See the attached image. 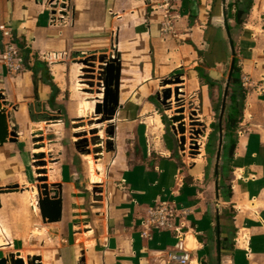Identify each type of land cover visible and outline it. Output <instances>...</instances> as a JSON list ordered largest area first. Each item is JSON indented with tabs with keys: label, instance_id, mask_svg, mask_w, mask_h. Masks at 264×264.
Masks as SVG:
<instances>
[{
	"label": "crops",
	"instance_id": "obj_1",
	"mask_svg": "<svg viewBox=\"0 0 264 264\" xmlns=\"http://www.w3.org/2000/svg\"><path fill=\"white\" fill-rule=\"evenodd\" d=\"M156 1L67 0L65 15L53 22L47 0H0V26L22 46L24 61L17 74L7 73L0 64L8 124L18 134L16 143L0 146V187L20 176L26 181L36 177L37 171L31 169L34 148L30 150L23 135L33 139L44 131L40 126L56 117L61 118L57 135H62L75 117L41 55L104 54L114 39L121 63L119 108L114 144L106 153L109 172L101 201L92 204L90 191L96 184L89 183L84 156L71 144L51 145L59 153L48 182L58 186L62 201L60 221L49 223L62 234L54 264H178L168 258L177 244L174 233L154 231L149 239L140 235L146 209L160 200L175 201L186 211L181 220L186 221L189 264H264V0H253L239 26L226 13L233 51L222 20V0H182L174 36L167 35V41L160 34L163 14ZM236 1L226 0V10ZM221 34L227 38L225 49L216 39ZM235 60L241 85L243 78L248 79L237 125L229 133L222 129L219 160L218 127L217 147L207 152L205 146L206 162L201 159L184 167L161 130L165 126L157 114L161 82L184 75L186 91L198 94L202 111L212 118L214 92L223 79L220 66L229 61L225 120ZM57 65L64 69L62 64L53 69ZM153 112L156 115H150ZM27 188L2 194L0 210L8 200L23 204L20 197ZM82 224L92 233L78 243L75 237ZM12 240L18 244L13 235ZM14 248L7 251H21L20 245Z\"/></svg>",
	"mask_w": 264,
	"mask_h": 264
},
{
	"label": "rangeland",
	"instance_id": "obj_2",
	"mask_svg": "<svg viewBox=\"0 0 264 264\" xmlns=\"http://www.w3.org/2000/svg\"><path fill=\"white\" fill-rule=\"evenodd\" d=\"M232 1L234 0H230V2ZM161 28L162 24L160 25V34L163 37L164 41H167V35L174 36V26L170 31H167L165 33L161 31ZM5 30L10 32L8 29ZM216 37V39H219V43L221 44L220 49H225L228 44L227 38L222 34ZM8 40L9 38L4 37L3 33L0 31V64H3L5 61L3 59V54L6 51L5 46H7ZM19 54L22 55L21 50ZM103 55H105L109 59L112 55L111 49L110 52H104V54L87 53L75 57L65 56L56 59V61H54L52 64L46 63L48 65V69H50V73L54 74V76L52 75L53 79H55L56 83L60 84V86L63 88L65 100L71 103V107L75 113V117L73 118V122L66 125V131H62V135H57L60 132L58 126L60 121L59 119L61 118L56 117L51 118L50 120H48V122H45V124L40 126V128L44 127V131L40 132V134L35 133L33 139L26 135L22 136L23 141L27 146L30 147V150L34 148L33 153L39 154V156H36V158L31 156V160L33 161L31 164V169L36 170L37 167H43V169H38V172H40V174H44V176L41 177H45L46 181L38 182V177H33L34 179L32 178L31 180H27V183L25 178L23 176H20L18 178L19 182L17 180H14L9 182L7 185H12L15 183H18L20 187H24V185H26V187H28L27 191H29L31 186H34L37 192L36 187H39L41 184L45 183L48 184L50 188L53 187V190L59 192V188L58 186H56V184L53 183V180L48 182L49 178L53 179L54 172L52 171V165L55 163L59 153V151H53L52 148L54 147L55 149L56 147L55 145H51H59L65 143L67 145L71 144L75 148L74 142L78 140L81 142L80 151L84 153L82 155L89 164V183L96 184L90 191L92 204H95V202H99L102 200V191L104 190L103 186L105 188V186L107 185L106 180L108 179L107 174L109 172V158L108 156H106V153L108 150V146L110 148L111 145L114 144V134L112 136H110V134L115 130L114 121L112 123H108V121L101 122V118L103 119V116H98L95 114V105L99 103L103 98V94L101 92L103 83L100 80L103 77L104 63L100 62ZM114 55H117V53L115 52ZM214 56V60H216L217 56ZM41 57L44 60L48 59V56L44 54H42ZM53 64H62L64 69L62 70L59 65L56 66V69H53ZM220 68H222V70L224 71L223 79L222 84L219 85L218 91L214 92L212 105L214 111L212 112V118H210L207 113H204L202 111V103L199 100L198 94L196 96V93L194 94L190 91H186L184 75L178 74L174 76H167L164 78L165 80L174 79L177 76L180 78V80H182L180 83L175 84L178 86L176 87L179 92L177 95L178 101L180 100L181 102L177 103V101H175V97L173 95L175 88H173L171 89V99L167 101L165 105H162L160 102H158L159 109L157 110V114L168 118L169 116L172 117L175 115H180L176 114V111L180 108L184 109V113L182 114L183 119L175 124V126L177 127L178 124L182 123L184 127H182V129L184 130L183 136L185 139L183 150H180L179 148V139L182 135L174 134L172 132L171 125L173 123L169 121V119L167 120V123L164 124L165 126L161 129L166 133V143L169 142L171 148L174 149V155L179 157L181 162L183 161L181 165L184 167H189L201 159V162H206L205 159L208 158V156L205 153V146L208 143V136L209 134H211V132H213V135L210 140L208 149L214 151V148L217 147L218 130L217 128L211 129V124H215L218 127L221 100L226 84L225 80L228 76L229 71V61H225V65L222 67L220 66ZM237 68L239 69L238 64ZM161 87L162 84L160 86L159 93L163 91ZM230 89H232V86L230 87ZM230 94L231 90L229 91L228 96H230ZM227 101L229 103L228 99ZM193 111L196 112L195 115H192ZM150 115L153 116L156 115V113L153 112ZM224 122L225 120L224 118H222V129L224 127ZM59 136H61V138ZM55 138H60V141L55 140ZM151 142V145L153 147V141L151 140ZM98 146L101 147V150H99ZM56 150L58 149L56 148ZM100 151L103 153L101 154ZM214 158H212V162H214ZM212 162H209V173H211ZM41 179L43 180V178ZM37 199L38 198L36 193L34 202L33 199L29 197V200L25 205H23L19 201L17 202L16 200H8L4 202V209L0 210V225H2L6 232L4 235H0V241H3L6 246L0 248L1 258L7 256L10 253H13L20 254L21 257L24 256V261L26 262H24V264H29L30 262L33 264H54V250L56 249L57 245L61 244V239L59 237H61L62 234L60 233V229L56 227L57 225L42 222L37 205ZM7 212L8 215L6 214ZM10 214L13 215V225L9 227L8 222L11 218ZM14 229L16 230V233H14ZM78 230L80 232V235H77L75 237L79 239L78 243H82V241L84 240L81 238L86 239V237L92 233L91 228L85 224H82ZM87 230L89 232L85 233L84 231ZM12 235L13 237H16L17 242L20 245V248L18 249H20L21 251H7L10 248H14V246L15 248L16 246H19L18 244L14 245ZM35 258L36 261H34Z\"/></svg>",
	"mask_w": 264,
	"mask_h": 264
},
{
	"label": "water",
	"instance_id": "obj_3",
	"mask_svg": "<svg viewBox=\"0 0 264 264\" xmlns=\"http://www.w3.org/2000/svg\"><path fill=\"white\" fill-rule=\"evenodd\" d=\"M50 2H55L54 5H52V12L51 14L55 17L57 14V8L60 7L62 9H65V1L62 0V4H59V0H50ZM222 20L224 27L226 29V33L229 39V45L231 50L233 51V44L231 41V38L229 36L228 32V27L226 24V0H222ZM60 5V6H59ZM60 15H65L64 12H60ZM100 62L104 63V68H103V77L100 79L103 83L102 89H103V98L101 99V102L97 103L95 105V113L103 116V119L101 118V122L104 121H114L117 109L119 108V85H120V76H121V63H120V58L119 55H115L114 58L110 57L109 59L103 55ZM232 66H233V61H232ZM230 78L231 74L228 77L226 87L224 90L223 98H222V103H221V110L219 114V120H218V127H219V149H218V156L217 159L219 160L220 157V151L222 147V118L225 110V105H226V99H227V91L230 83ZM182 80H180L179 77H175L174 79H167V80H162L161 84L162 87L165 85H171V84H178ZM100 92V93H101ZM178 89H174V97L175 101H178L177 95H178ZM172 96V90L171 89H163L161 93L157 94V100L160 102L162 105H165L167 101L171 99ZM5 105V98L3 92L0 90V146L3 145L6 142H11V143H16L18 139V134L15 130V128L9 127L8 124V117L9 115L6 113V110L4 108ZM184 109L180 108L176 111V114L180 115H175L172 117H169V121H171L173 124L171 125V130L174 134H182L184 130L182 129L183 125L178 124L176 127L175 124L178 123L183 119V114ZM192 115H195V111L192 112ZM191 115V116H192ZM100 122V123H101ZM184 128V127H183ZM10 129V130H9ZM114 134V131L111 132L110 136ZM76 135V134H75ZM75 137V136H74ZM80 141H75L74 146L80 154H84L81 152L80 148ZM184 144H185V139L184 136H181L179 139V148L180 150L184 149ZM109 149V146H108ZM101 150V148H99ZM99 152V151H98ZM102 154L103 152L100 151ZM39 156V154H34V157ZM35 166V165H34ZM37 174H40L38 170H36ZM43 178V180L41 179ZM38 182L41 181H46L45 177H38L37 178ZM37 205L39 208L40 216L41 219L44 223H56L59 222L61 219V212H62V201L60 197V193L56 190H53V187H49L48 184H41L39 187L37 186ZM20 190V186L18 184H13V185H8L4 187H0V196L2 194H8V193H13V192H18ZM52 191V192H51ZM51 193L52 194L51 196ZM0 208H1V202H0ZM20 254H13L10 253L7 256H4L0 258V264H24L23 260L21 258H16L19 257ZM37 258V257H36ZM36 258L34 261H36ZM33 264V263H29ZM37 264V263H34ZM40 264V263H38Z\"/></svg>",
	"mask_w": 264,
	"mask_h": 264
},
{
	"label": "built area",
	"instance_id": "obj_4",
	"mask_svg": "<svg viewBox=\"0 0 264 264\" xmlns=\"http://www.w3.org/2000/svg\"><path fill=\"white\" fill-rule=\"evenodd\" d=\"M65 1V8L67 5V0ZM182 0H157L156 5L159 10L163 12V21H162V28L161 31L163 33L170 31L173 28L174 21L179 18V4H181ZM55 2L47 1V7L49 10L52 11V5ZM59 4H62V0H59ZM60 6V5H59ZM65 11L60 7L57 8V14L54 17L53 22H56L58 19L56 18L60 15V12ZM0 31L3 33L4 37H8L9 40L7 41V46H5L6 51L3 54L4 66L6 68L7 73L9 74H16L17 72H21L24 69V61L19 54L20 48L17 46L15 41L12 38L10 32L6 31L5 28L1 25ZM111 57L114 58V53H117V45L114 39L111 43ZM62 54H53L48 55V59L46 61L50 64L51 62L56 61L59 59ZM248 79H242V87L247 88ZM103 92V89H102ZM171 117V116H169ZM168 117V118H169ZM186 215V211L182 209V207H178L175 201L172 200H160L155 201L151 206L146 209L145 216L143 217L140 226L141 231L140 235L142 238L149 239L151 234L154 231H165V232H172L174 233L177 244L175 245L174 249L171 250L168 254V258L171 262H175L178 264H189L190 262V252L184 245V233L183 228L185 227L186 221L183 216ZM180 220L179 223L176 220Z\"/></svg>",
	"mask_w": 264,
	"mask_h": 264
},
{
	"label": "trees",
	"instance_id": "obj_5",
	"mask_svg": "<svg viewBox=\"0 0 264 264\" xmlns=\"http://www.w3.org/2000/svg\"><path fill=\"white\" fill-rule=\"evenodd\" d=\"M253 0H237L233 4H228L227 6V17L228 19L234 18L236 25H241L243 23V19L245 16L248 14L249 10L252 7ZM234 9V14H232V10ZM228 29L230 30V26L228 25ZM19 48L22 46H19L17 42H15ZM233 43V42H232ZM232 91L230 95V105L228 106V110L225 114V125H224V130L225 133H229L236 125L238 122V117L241 113V100L243 99L244 95L242 93V85L240 82L239 78V70L236 68V60L234 61V67H233V74H232ZM168 118L162 116V122L164 124L167 123ZM212 128H217L218 127L215 124H212ZM213 133V132H212ZM209 134L208 139L209 142L212 138L213 134ZM208 147L209 145H206V151L208 152Z\"/></svg>",
	"mask_w": 264,
	"mask_h": 264
},
{
	"label": "bare ground",
	"instance_id": "obj_6",
	"mask_svg": "<svg viewBox=\"0 0 264 264\" xmlns=\"http://www.w3.org/2000/svg\"><path fill=\"white\" fill-rule=\"evenodd\" d=\"M176 87H178L177 85H165L164 87H162V89H173V88H176ZM174 95V94H173ZM178 98V97H177ZM100 102H101V100H100ZM181 101H179V102H177V103H180ZM96 114V113H95ZM96 115H98L99 116V114H96ZM98 119V118H97ZM111 123L112 121H108V123ZM153 127V126H152ZM94 128H96V127H94ZM178 134H180V133H178ZM182 135V134H181ZM183 136V135H182ZM99 147V146H98ZM99 148H101V147H99ZM40 153V152H39ZM38 169H43V167H37V169L36 170H38ZM41 176H44V174H37V176L36 177H41ZM24 186H26V185H24ZM28 189V188H27ZM36 189H35V187L34 186H31L30 187V189H29V191H27V192H25L24 194H22V196L20 197V199L22 200V201H24V203H26L28 200H29V197L30 198H32L33 199V202H34V200H35V195H36ZM24 203H23V205H24ZM31 206V205H30ZM5 232H6V230L2 227V225H0V235H4L5 234ZM6 245L4 244V242L3 241H0V248L2 247H5ZM16 258H21L22 260H23V262H25L24 260V256L23 257H21V256H19V257H16ZM26 263V262H25Z\"/></svg>",
	"mask_w": 264,
	"mask_h": 264
}]
</instances>
